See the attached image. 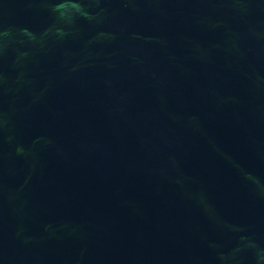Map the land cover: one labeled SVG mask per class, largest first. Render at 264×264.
Instances as JSON below:
<instances>
[{
  "label": "water",
  "instance_id": "1",
  "mask_svg": "<svg viewBox=\"0 0 264 264\" xmlns=\"http://www.w3.org/2000/svg\"><path fill=\"white\" fill-rule=\"evenodd\" d=\"M0 264H264V0H0Z\"/></svg>",
  "mask_w": 264,
  "mask_h": 264
}]
</instances>
